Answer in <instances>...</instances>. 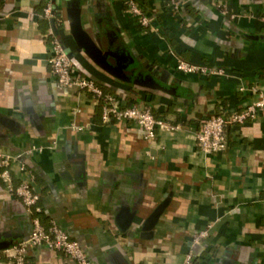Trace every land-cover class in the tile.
I'll return each mask as SVG.
<instances>
[{"label":"crops","instance_id":"0c3cea01","mask_svg":"<svg viewBox=\"0 0 264 264\" xmlns=\"http://www.w3.org/2000/svg\"><path fill=\"white\" fill-rule=\"evenodd\" d=\"M137 1L151 18L147 30L126 0H55L50 18L46 0H0V151L22 156L11 166L14 185L33 175L35 215L67 230L90 264H189V255L191 264H264V111L227 127L225 152L205 154L196 140L202 119L264 94V0H187L177 13L168 0ZM70 9L111 58L132 55L172 91L115 76L79 49ZM54 39L104 93L148 104L179 129H158L149 141L132 121L105 123L91 92L58 85ZM178 59L224 73H182ZM1 171L0 247H10L33 224ZM202 230L208 235L195 242ZM26 260L74 264L46 246ZM9 261L2 252L0 264Z\"/></svg>","mask_w":264,"mask_h":264},{"label":"built area","instance_id":"2783aa9c","mask_svg":"<svg viewBox=\"0 0 264 264\" xmlns=\"http://www.w3.org/2000/svg\"><path fill=\"white\" fill-rule=\"evenodd\" d=\"M55 0H46L44 17L50 18L55 13ZM187 0H168V8L174 13L179 12ZM127 12L130 13L136 22L147 30L151 27V18L143 12L136 0H126ZM49 64L56 80L61 87L76 86L79 89L91 92L102 106V118L105 123L115 119L118 121H132L138 124L145 132V138L153 141L157 137L158 129L176 131L178 124L171 123L165 119L157 118L152 106L142 103L122 105L121 100L115 94L104 93L101 86L89 76L83 75L74 69L71 57L64 45L57 39L52 42V51ZM176 69L182 73H196L204 76L223 74L221 68L210 67L206 64H199L183 59H178ZM244 90V88H241ZM256 91V89H255ZM260 111H264V94L260 93L259 98L244 108L231 112L230 114H216L206 117L200 121L196 131V140L199 148L205 154H218L227 149V127L233 124H243L249 119H255ZM31 152V150H28ZM21 155L13 156L0 151L1 177L6 182L7 189L15 193L23 201L26 211L32 216V231L29 237L2 251L9 256V264H27L26 255L30 248L46 246L51 249L64 252L74 264H90V259L80 242L73 238L67 230L52 221L46 227L41 219L36 216L42 211L39 204L41 196L33 186V175L22 180L17 186L14 185L11 166L20 162ZM20 168L25 170L24 163ZM208 235L207 230H202L195 235V242ZM187 262L192 263V256L189 255Z\"/></svg>","mask_w":264,"mask_h":264},{"label":"water","instance_id":"95a60500","mask_svg":"<svg viewBox=\"0 0 264 264\" xmlns=\"http://www.w3.org/2000/svg\"><path fill=\"white\" fill-rule=\"evenodd\" d=\"M75 11L76 13L72 9L69 10V20L72 34L79 45V49L85 50L93 60L102 63L115 76L131 75L136 82L141 81L156 89L170 90L163 78H158L155 74L149 73L140 66L132 55L112 56L111 58L109 50L103 51L99 40H94L83 28L79 9ZM69 56L73 58L74 52L70 53ZM5 248L8 247H0V251Z\"/></svg>","mask_w":264,"mask_h":264},{"label":"trees","instance_id":"16d2710c","mask_svg":"<svg viewBox=\"0 0 264 264\" xmlns=\"http://www.w3.org/2000/svg\"><path fill=\"white\" fill-rule=\"evenodd\" d=\"M137 1V0H136ZM138 2V1H137ZM138 4H139V6H140V8L143 10V12H146L145 10H144V8L141 6V4L138 2ZM126 7H127V4H126ZM154 113V112H153ZM224 112H221V113H219V114H223Z\"/></svg>","mask_w":264,"mask_h":264}]
</instances>
